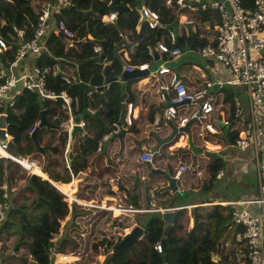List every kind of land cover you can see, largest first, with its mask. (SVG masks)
I'll use <instances>...</instances> for the list:
<instances>
[{
    "label": "built area",
    "instance_id": "built-area-1",
    "mask_svg": "<svg viewBox=\"0 0 264 264\" xmlns=\"http://www.w3.org/2000/svg\"><path fill=\"white\" fill-rule=\"evenodd\" d=\"M146 2L147 0L143 1L138 9L137 34L145 27L160 36L156 44L150 45L147 49L148 61L134 64L139 43L134 42L132 39L134 34L127 30L121 33V38L126 44L118 46L117 54L127 73L136 71L146 73L137 80L141 87H146L148 93L146 101H157L161 107L154 121L156 130H162L166 121L175 125L179 131L186 127L190 128L194 123L199 125L202 132L216 134V125L210 118L215 112L214 104L219 96H222V90L228 87L236 92L240 91V94H245L249 98V113L252 117L249 121L246 120L239 98H233L234 128L240 133L236 146L241 150L252 148L255 151L260 187L252 203L256 206L258 215L245 209L233 208L231 214L218 217L219 225L230 224L234 232L232 244L225 245V248H228L227 253L221 251L216 257L212 256V262L264 264V0H254L252 7H245L241 0H165L162 5L168 12L166 19L160 10L152 9ZM30 4L39 17L36 26H33L32 38L27 40L28 30L18 31L17 48L14 49V45L8 44L0 37V109H13L20 92L27 91L36 94L42 104L52 105L58 101L65 103L70 119L69 134L75 125L84 129L87 122L77 124L73 118L74 107L79 105L78 100L70 97L65 91L61 93L53 91L49 85L53 76H61L67 85L83 83L79 75L80 80L75 81L65 74L59 63L64 61L78 69L79 65L55 57L47 43V38L53 32L68 50H79L78 32L65 20L53 22V17L57 13L74 8L75 4L73 0H32ZM111 5L112 3L108 4ZM121 15L118 12H111L103 16L102 21L113 24ZM192 35H196L199 52L208 61L207 67L214 65L216 73L220 72V67L225 69L228 74L226 81L205 80L202 76L200 79L203 81L200 83L187 82L181 73L168 66L182 57L185 42L192 40ZM202 42L205 45H200ZM13 50L15 52L7 57L4 66L3 57ZM94 54L103 55L105 52L102 47L97 46L94 47ZM42 55H47L56 63L39 66L38 60ZM105 59H108V56H105ZM193 68L201 71L199 67ZM213 89L215 91H212ZM134 110L133 104L127 105L126 130L134 127L136 122ZM3 116L7 117L2 113L0 119ZM40 124L41 122L33 127L31 135L38 130ZM224 124L231 123L224 121ZM111 128L113 137L120 136L124 129L120 123H112ZM199 135L203 136V133ZM177 138L181 147L187 146L186 133L179 132ZM11 143L13 138L6 123L5 129L0 127V159L19 164L30 177H41L35 171V168H38L43 172L41 164L33 159H17L10 147ZM155 154V151L151 150L144 152L140 161L153 164ZM23 161H26L28 166H24ZM188 169L186 165L180 166L174 178L181 180ZM147 187L149 188V184ZM3 189V199L0 201V233L12 204V194L15 195L17 192L9 181L4 184ZM150 206L156 207L151 201ZM154 250L160 255L163 254L165 248L162 242L155 244Z\"/></svg>",
    "mask_w": 264,
    "mask_h": 264
},
{
    "label": "trees",
    "instance_id": "trees-1",
    "mask_svg": "<svg viewBox=\"0 0 264 264\" xmlns=\"http://www.w3.org/2000/svg\"><path fill=\"white\" fill-rule=\"evenodd\" d=\"M32 0H0V37L5 39L8 44L17 48L18 31L28 30V39L33 36V26H36L39 17L31 7ZM45 1V0H40ZM112 5L108 6L105 0H73L75 7L57 13L53 17V22L65 20L74 30L78 32L80 40L79 50H70L64 57L65 47L61 39L53 32L47 38V43L58 58L74 59L81 65V71L84 80L90 82L93 86L101 87L103 84L102 70L94 63L98 56L94 54L95 45L103 46L105 54H109L114 60V66L107 73L110 77L119 76L123 64L115 56L118 46L125 45L121 33L130 31L134 34V42L139 43L135 55L134 64L148 61L146 58L147 49L150 45H155L160 36L153 31L143 27L140 34H137V25L139 23L138 9L145 0H111ZM165 0H147L146 5L154 10H160L164 19L167 18L168 12L163 8ZM245 7H252L254 0H241ZM130 8L129 13H124L113 24H107L102 21L103 16L116 12L118 7ZM89 36L93 40L87 39ZM200 45H205L204 42ZM15 50L7 53L3 57L4 66L8 56ZM104 56L101 55V59ZM55 61L47 55H42L38 60V65H54ZM114 70V72H112ZM62 81L60 76H53L49 81L51 89L57 93L67 90L69 93L78 97L81 103V113L88 106L87 93L78 86L61 87ZM220 94V93H219ZM222 98L219 96L218 104L232 105L234 92L231 89L222 90ZM125 92L121 85L113 84L107 94V103L105 106V119L109 123L119 122L122 104L125 102ZM132 100V99H131ZM134 102V101H133ZM221 102V103H220ZM47 111V122L52 125V130L40 129L37 133V143L44 147L41 151L37 143L30 134L33 127L42 121V110ZM7 115V129L13 138L15 149L23 159H36L43 163V172L48 175L49 179L57 185L66 184L65 193L73 198L75 191H82L86 182L77 175L79 172L86 174L88 178L97 182L96 188L91 196L92 203H101L104 193L102 188H107L110 180L104 179L105 174H111V169L100 168L97 165V155L99 145L103 137H93L88 139L79 138L75 143L73 152L68 156L66 147L68 144V131L65 130V114H61L62 120L55 121L56 110L50 104H42L36 94L27 91L20 92L17 97L15 107L11 110L0 109V114ZM80 114V113H79ZM232 114V122L234 121ZM155 111L151 114V120L154 121ZM79 119V115L76 117ZM231 122V123H232ZM98 125H104L98 122ZM50 128V129H51ZM54 129V130H53ZM59 131L58 140L52 135ZM52 133V134H51ZM193 138H197V127L191 124ZM51 134V135H50ZM236 142V141H235ZM202 144V143H201ZM13 153L14 150L12 149ZM96 154V155H95ZM15 155V153H14ZM90 161V162H89ZM70 169L68 168V163ZM11 162L0 159V201L3 199V186L8 181H15V173L19 166L14 164L9 167ZM99 167L98 171L92 172L91 169ZM223 163L217 157L214 158V167L212 169V182L215 180L217 173L222 168ZM51 167L59 169L57 172L51 171ZM71 171L75 173L74 183L72 182ZM103 178V181L100 180ZM100 181L102 183H100ZM68 185V187H67ZM69 191V192H68ZM108 194L112 195L110 191ZM13 200L10 209L7 212L6 219L3 223L0 233V262L6 264H53V256L67 255L84 258L83 264H99L100 252L105 250L107 258L105 264H169V254L177 256L175 264H214L212 262V253L215 252V243L208 239V233L200 236L198 231L203 228V224L197 218L194 228L188 232L184 225L178 223L179 219L184 216L180 213L179 219L173 231L168 236V246L163 254H158L154 250V245L162 242L164 228L162 225H151L145 235V238L138 245L133 246L130 250L122 251L113 255L116 247L120 244L123 236L119 233L130 228V222L126 216L114 217L112 213L105 209H93L82 205L74 204L72 212L69 214L67 197L59 191L50 181L42 177H29L27 183L20 188L18 192L12 194ZM88 194L80 198V201H87ZM96 210H100L99 214ZM95 213L93 216L91 213ZM69 215L66 229L60 231L61 221ZM183 229H185L183 231ZM16 237L17 248L26 247L29 250V259H23L19 263L14 258H5L7 253L5 241ZM173 249L172 251V248ZM76 254V256L74 255ZM164 255V257H162ZM4 259V261L1 259ZM77 258V257H76ZM103 259V253H101ZM71 258L61 257L60 261ZM30 262V263H29ZM77 261L68 264H74Z\"/></svg>",
    "mask_w": 264,
    "mask_h": 264
},
{
    "label": "crops",
    "instance_id": "crops-1",
    "mask_svg": "<svg viewBox=\"0 0 264 264\" xmlns=\"http://www.w3.org/2000/svg\"><path fill=\"white\" fill-rule=\"evenodd\" d=\"M133 37L134 35L132 38ZM87 39L93 40L91 36ZM61 43L65 47L62 40ZM97 46L103 48L101 45H95V47ZM69 51L70 50L65 47L64 57L68 55ZM97 56L98 60L94 64L102 70L103 84L101 87L93 86L90 82L84 80L81 65L76 60L64 58L65 60L77 63L79 69L64 61L59 63L63 67L65 74L72 77L75 81H79L80 79L83 81V83L76 85L80 86L81 84H86L88 85L87 87H89L88 91L83 88L87 93L88 106L82 113L79 98L74 97V94L69 93L67 90L61 91L67 92L70 97L78 100L79 105H75L73 111V118L76 123L79 124L82 121L87 122V127L84 128L87 138L83 135H78L75 143L78 142L80 137L82 139H88L102 136L103 139L99 145L97 155L95 154L96 156L94 158H98L96 162L101 169H111V174L108 173L104 175V179L107 178L110 182L106 189L102 188L101 190L105 195L101 203H97L98 207L91 205V196L96 188L97 182L88 178L83 172H79L77 175L80 176L86 184L82 191H75L73 193V200L84 207L88 206L93 209H105L112 213L114 217L121 215L126 216L131 224L130 228L119 233L121 236L128 234L136 226L142 227L145 231V235L151 225L160 224L165 228L166 224L162 219V215L167 211H177L173 229L177 224L180 213H183L184 216L179 219L178 223L184 225L188 232L194 228L195 221L198 218L203 224V228L198 231L199 235L203 236L205 233H208V239L215 243L216 250L212 253V256L216 257L221 251L226 254L228 248H225V245L232 244L234 229H231L232 227L230 224L219 225L217 221L218 217L220 215L231 214L233 208L245 209L254 215H258V210L252 201L258 194L260 187L255 151L252 148L241 150L236 146L235 141L240 137V133L234 128L235 119L233 122L231 120L232 114L235 112V104L233 103L230 105L227 103L226 105H222L218 104V101L214 104L215 112L211 116L210 121L216 125V134L202 132L199 125L196 124L197 138H193L190 133V126V128L188 127L189 132L187 133L188 138L186 147H181L176 137L171 143L162 144L159 152H155L153 164L142 163L140 161L141 155L149 150L156 151L159 142L166 141L172 135L175 125L165 121L162 130H156L154 128V121L158 112L161 111V107H159L157 101H146L148 94L146 87H141L137 78L127 76L128 74H126L127 72L124 67L119 76L110 77L107 71L114 66L113 58H111L109 54H103L104 57L108 56V59L105 60L104 58L101 59V55ZM115 56L119 59L118 54H115ZM30 60H32V58H30ZM213 66L214 65L211 64L208 67L212 75L210 81H226L228 79L226 70L220 67V72L216 73ZM112 72H114V70ZM61 81V87L67 85L62 77ZM192 82L195 83L197 81L192 80ZM113 84H119L123 87L126 96L123 104H125L126 107L128 104H133L135 108L134 114L136 116V122L134 127L126 130L122 139L120 136H111L112 124L105 119V106L108 102L107 94ZM56 88L57 86L55 89ZM55 89L53 88L52 90L55 91ZM240 93V91H235L234 97L239 98L241 95ZM65 106L63 101H58L51 105V107L56 110V116L54 117L55 121H61V114H65V120L63 121L66 124L65 130L68 131L69 136L66 154L69 156L73 152L75 143L70 150V119ZM243 107L246 120H251L249 102L244 103ZM43 111H46V109H43L42 112ZM153 111H155L154 121L150 118ZM78 115L79 119L76 118ZM224 121L232 123L226 125ZM98 122L102 123L104 126H99ZM115 123H120V120ZM51 126L52 125L44 127L48 129L45 131L46 134L49 130H52ZM200 132L203 133V136L199 135L201 134ZM55 135L56 138L54 139L58 140L60 132H55ZM42 148L44 149V147ZM215 157L222 161L223 166L212 182L211 174L213 172L212 169L214 167ZM67 163L70 169L69 162ZM150 165H152L154 169L161 170L166 174H152L151 168L149 167ZM182 165H186L189 169L184 174V177L177 181L178 190L176 192L170 191L168 189L169 181L166 175L169 174L174 178L176 171ZM98 166L96 167V172L98 171L99 174ZM50 170L53 172L59 171L56 167H51ZM71 175L73 180L71 183H74L75 180L73 177L75 173L71 171ZM254 176L258 178V183L252 187L250 177ZM45 180L50 181L53 185L56 184L49 179L48 175ZM100 180L103 181V178L100 177ZM101 181L100 183H102ZM144 183L149 184V202L146 198ZM110 191L113 193L112 195L108 194ZM86 194H88L87 201H80V198L86 196ZM67 197L70 198L69 196ZM150 201L154 202L156 207H151ZM99 211L100 210H96V212H98L97 214L100 213ZM91 214L95 216V213L92 212ZM147 223L148 226L146 227ZM184 230L185 229H183V231ZM229 250L231 251V249ZM101 253H103V259L100 258V261L105 264L107 258L106 252L102 250ZM74 255L76 256V254ZM56 256L60 255L57 254ZM61 257L71 258L61 261L63 263H73L78 260V257L76 256V258L72 256V254Z\"/></svg>",
    "mask_w": 264,
    "mask_h": 264
},
{
    "label": "rangeland",
    "instance_id": "rangeland-1",
    "mask_svg": "<svg viewBox=\"0 0 264 264\" xmlns=\"http://www.w3.org/2000/svg\"><path fill=\"white\" fill-rule=\"evenodd\" d=\"M117 12H122V6L118 7V9L116 8ZM192 40L186 41L185 42V46L183 47V55L182 57L175 63L168 65L171 69H173L175 72H179L182 74L183 78H185V80L187 82L190 81H197V82H202L203 80H201L200 78L202 76H204L205 80H211L212 79V75H211V71L210 69H208L207 67V59H205L204 57L201 56L199 49H198V43L196 41V35H192ZM199 67L201 69V71H197L196 69H194L193 67ZM192 72L194 74H192ZM224 89H230L228 87H225ZM232 90V89H231ZM212 91H215V89H213ZM233 92L235 93V90H233ZM242 105H244V103L249 102V98L247 95L245 94H241L239 96ZM244 109V107H243ZM53 138H56V135H52ZM68 145V144H67ZM68 148V147H67ZM225 154V153H223ZM36 162H38L39 164H41V166H43V163L39 160L33 159ZM17 164V163H15ZM19 166V168H17V171L15 173V176H17V178L15 179V181H9V184L13 187H15L16 191L18 192L20 190V188L22 186H24L29 177L30 174L27 171H24L21 166L19 164H17ZM23 165L24 166H28V163L26 161H23ZM95 168L91 169L92 172H95ZM44 169V168H43ZM36 173H38L42 178L47 179V175L42 172L40 169L36 168L35 169ZM57 171V170H56ZM74 179V177H73ZM73 181V180H72ZM250 181L252 184V187H254L256 185V183H258V178L257 177H250ZM55 186L59 189L60 192H62L63 194H65L67 192L66 190V184L63 185H56ZM68 187V185H67ZM69 192V191H68ZM66 196V195H65ZM67 197V196H66ZM67 201V205H68V211L69 214L72 212V206H74V204H78L77 202H75L73 200V198H68L66 199ZM74 203V204H73ZM72 205V206H71ZM79 205V204H78ZM91 205L93 206H97V203H91ZM73 210V209H72ZM67 219L69 220V215L67 216V218L63 221H61L60 224V231L63 233L66 229V225H67ZM148 226V223L146 224V227ZM5 247H6V254H5V258H14L16 259L19 263H22L23 259H29V261L31 260L30 256H29V250L26 247H20L19 251H16L15 248H17V243H16V237L10 238L9 240L5 241ZM175 249L174 247L172 248ZM102 252V251H101ZM100 252V253H101ZM71 255V254H70ZM62 255L60 256H53V264H68L71 262H67V263H63L60 261V258ZM63 256H67V255H63ZM78 257V256H77ZM169 264H175L177 261V256L173 253L169 254ZM79 258V262H76L74 264H82L84 263V258L78 257ZM1 259L4 261V259L1 257ZM75 261V260H74ZM83 261V262H82ZM99 261H100V257H99ZM73 262V261H72ZM101 262V261H100ZM30 263V262H29ZM102 263V262H101Z\"/></svg>",
    "mask_w": 264,
    "mask_h": 264
},
{
    "label": "water",
    "instance_id": "water-1",
    "mask_svg": "<svg viewBox=\"0 0 264 264\" xmlns=\"http://www.w3.org/2000/svg\"><path fill=\"white\" fill-rule=\"evenodd\" d=\"M106 3L110 4L111 0H105ZM118 9V8H117ZM131 10L128 7H122V12H118L120 15L124 14V13H129ZM117 12V11H116ZM128 74L127 76H132V78H138L141 77L143 75H145L146 73H142V72H134V73H126ZM82 88L86 89V91L89 90V87H87L88 85L86 84H81L80 85ZM126 112H127V107L125 104L122 105V112H121V116H120V124L123 126V130L122 133L120 134V138L122 139L125 135L126 132V123H125V116H126ZM6 123H7V117L3 116L0 119V127L2 129L6 128ZM50 124L47 122V111H43L42 112V121L41 124L38 128V130L35 131V133L32 135L33 139L35 140V142L37 143V133L40 129H43L44 127H49ZM179 132H183V133H188L189 132V128L186 127L184 129H181L180 131L176 128L173 127V133L172 135L169 137V139H167L166 141H160L159 145L156 149L155 152H159L162 144H168L171 143L178 135ZM78 135H83L87 138V135L85 133V130L82 129L79 125H75L72 132H71V141H70V150L73 148V145L76 141V137ZM4 140V136L2 137V141ZM37 146L39 147V149L41 151H44V149L42 147L39 146V144L37 143ZM10 147L14 150L15 156L17 159H21L22 157L19 155V153L17 152V150L15 149V145L14 143L10 144ZM14 162H11L9 167H11L12 165H14ZM151 168L152 174H161V175H165L166 173L161 171V170H156L152 167V165L149 166ZM167 180L169 181V186L168 189L170 191H177L178 187H177V181L176 179H174L171 175H166ZM145 185V193H146V198L149 202V196H148V183H144ZM162 219L165 222L166 226L164 228V234H163V238H162V245L164 246V248H166L168 246V236L169 233L172 231L174 225H175V219L177 216V211H167L165 213H163L162 215ZM145 238V231L142 227L140 226H136L134 229H132V231H130L128 234L123 236L122 241L120 242V244L116 247L113 255H117L118 253L122 252V251H126V250H130L133 246H136L139 244V242L141 240H143ZM164 257V255L162 256Z\"/></svg>",
    "mask_w": 264,
    "mask_h": 264
},
{
    "label": "bare ground",
    "instance_id": "bare-ground-1",
    "mask_svg": "<svg viewBox=\"0 0 264 264\" xmlns=\"http://www.w3.org/2000/svg\"><path fill=\"white\" fill-rule=\"evenodd\" d=\"M36 169V168H35Z\"/></svg>",
    "mask_w": 264,
    "mask_h": 264
}]
</instances>
